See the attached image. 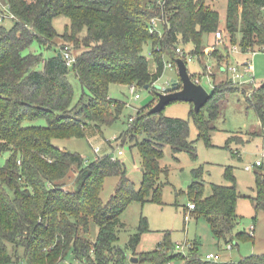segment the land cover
<instances>
[{"label":"trees","instance_id":"trees-1","mask_svg":"<svg viewBox=\"0 0 264 264\" xmlns=\"http://www.w3.org/2000/svg\"><path fill=\"white\" fill-rule=\"evenodd\" d=\"M3 6L13 25L9 29L0 26V159L7 155L0 164V264H124L127 253L155 264H172L176 259L186 260L185 264H217L197 258V242L188 257L180 252L167 256L176 248L168 232L157 245L159 254L136 253L142 234L148 232L144 217L124 249L116 245L125 228L120 217L130 204L162 203L160 177L168 175L167 167L160 165L163 146L169 145L174 153L186 151L196 159L186 120L166 117L163 111L149 114L154 100L128 118L127 130L119 138L139 154L138 187L127 179L120 159L97 156L86 165L81 155L58 148L53 140L83 138L88 123L99 132L100 126L112 125L125 104L109 97V86L152 89L163 74L164 58L172 64L180 89L178 46L199 63L207 52L202 49L203 36L217 31L224 46L229 43L241 53L263 48L264 0H227L224 18L209 0H5ZM59 16L69 20L60 35L61 45L55 43L59 35L52 26ZM152 19L158 20L153 33L149 31ZM33 42L45 49L59 48L46 60L40 54L23 55ZM148 43L154 58L153 72L143 56ZM70 44L83 50L68 67L58 54ZM216 54L218 63L225 62L227 72L229 55ZM182 60L187 66L185 58ZM200 67L204 75L206 66L200 63ZM70 72L82 88L76 104L72 102ZM210 77L215 76L211 73ZM245 89L226 79L213 86L199 112L191 108L198 136L207 145L209 123L217 119L220 104L231 93L241 91L264 124V84L255 88L251 97ZM38 120L45 124L34 125ZM202 174L201 168L192 170L186 195L194 209L187 208V212L203 218L212 235L226 244L234 238L248 239L245 231L232 234L240 195L231 171L224 173L231 185L212 184L208 196H204ZM110 177H116L117 184L103 202L100 192ZM71 181L75 189L66 190ZM256 188V197L250 198L254 220L259 212L264 213L262 173L256 174ZM238 264H264V254L250 255Z\"/></svg>","mask_w":264,"mask_h":264},{"label":"rangeland","instance_id":"rangeland-1","mask_svg":"<svg viewBox=\"0 0 264 264\" xmlns=\"http://www.w3.org/2000/svg\"><path fill=\"white\" fill-rule=\"evenodd\" d=\"M209 2L216 7L220 17L224 18L227 0H209ZM4 4L5 0H0V26L9 29L13 25V20L7 13L6 7L3 6ZM52 26L59 35L56 37L55 43L61 45L63 41L60 35L65 31V27L69 26V20L63 16L56 17ZM157 32L158 34L162 33L160 26L157 27ZM235 40L236 43H239L240 35H235ZM224 45L222 35L219 41L214 39L213 34L203 36L202 49L207 52H204V56L200 58V63L209 67L215 76L214 78L210 77L209 80L206 77H201L200 85L208 93H211L213 86L229 79L227 72H221L220 69L221 65L225 68V62L218 63L217 58L215 59L217 54L213 55L216 51L218 55L221 54L223 57L228 54V67L235 66L239 71H242L243 63L252 60L256 88L264 84V47H255L256 54L251 57L248 53L231 52L232 45L229 43ZM58 48L59 46L45 49L33 42L22 54H40L42 59L46 60L55 54ZM69 49L74 57L83 50L74 49L71 44ZM143 56L149 63L150 71L153 72L154 58L149 43L144 47ZM169 62L168 58H164V63ZM200 63L195 57L191 63L187 64L189 76H202ZM68 80L73 88L72 102L76 104L82 96V88L72 72L68 74ZM172 80H177L176 73L165 67L162 76L156 81L152 89L136 88L135 94L139 96L138 99H134L128 86L111 84L108 91L109 97L125 104L119 119L110 126H100V132L92 123H88L83 138L56 139L53 140V144L60 149L78 153L84 158L86 165L93 162L97 156L111 155L120 159L125 164L127 179L138 187L141 181L139 154L136 148L131 147L130 143L122 144L123 139L119 137L127 130L128 118L136 116L139 109L149 105L153 100L152 104L154 105L156 94L168 88ZM156 86L160 87V90L156 89ZM253 91L252 87L245 89V93H252ZM191 108L190 103L174 102L164 108L163 115L188 122V139L194 142L196 159L192 160L186 151L174 153L169 145L163 146L160 165L167 167L168 175L167 177H160L162 203L146 202L141 204L134 202L130 204L120 217L125 228L120 232L116 245L124 249L129 235L136 232L140 218L144 217L148 224V232L142 234L136 253L154 251L159 254L157 245L162 241L164 233L168 232L172 245L176 247L179 244L180 250L173 249L167 256L176 255L180 252L184 257H188V251L196 242L198 243L197 258L201 262H205L204 257L209 253L217 257V264H238L250 255L264 254V213L259 212L254 220L255 213L250 202V198L257 195L256 174H264V124L261 123L257 113L251 107L250 101L242 95L241 91L231 93L220 104V114L217 119L209 123L211 130L208 134L209 145H207L204 139L198 136L194 119L190 116ZM33 124L44 125L45 123L43 120H38ZM229 138L232 139V142L227 143ZM94 148L99 150L97 154L93 152ZM118 150L122 151V156L116 155ZM6 157V154L3 155L0 164L4 163ZM256 162H261L262 166L254 167ZM246 166H252V168L246 170ZM199 168L202 169L203 173L201 181L205 187L204 196L210 194L212 184L230 186L231 184L225 179L224 173L227 169L231 171L237 192L240 195L236 206V226L232 234L245 231L246 235L250 236L248 239L234 238L226 244L223 240H217L212 235L203 218L197 219L187 212V208H189L186 195L187 187L193 179L192 170ZM116 184V177L104 180L100 192V198L103 202H107L113 194ZM65 188L73 191L75 189L73 181L68 182ZM95 234L96 228L93 227L92 235ZM130 255L132 258L138 259L136 255L127 253L124 264H155L139 259L137 262H131ZM162 255L164 256L165 252ZM159 256L161 257V255ZM185 262L184 259H176L172 261V264H185Z\"/></svg>","mask_w":264,"mask_h":264},{"label":"built area","instance_id":"built-area-1","mask_svg":"<svg viewBox=\"0 0 264 264\" xmlns=\"http://www.w3.org/2000/svg\"><path fill=\"white\" fill-rule=\"evenodd\" d=\"M1 19H3V18L1 17ZM157 22H158L157 19H152L150 21V28H149L150 32L153 33V31L156 30ZM214 39L217 40V41L221 40V32L220 31H217L214 34ZM234 51H239L236 46H233L232 49H231V52H234ZM175 52L179 56L180 59L185 58L187 63H191L192 60L195 59L194 56H191L190 54H186L184 52V50L180 46L176 47ZM247 53L249 55H251V57H254V55L256 54L255 51H247ZM60 54H61V57L64 59V61L66 63V66L70 67L72 65V63L74 62V56L72 55L69 47L65 46L60 51ZM164 66L168 67L171 70H173V66H172V64L170 62L169 63H165ZM242 66H243L242 67V71H239L238 68L235 67V66L227 67V74L229 76V80L233 84H235L237 87H239V88H245L246 87L248 89V87H252L253 90H254L256 88V83H255V79H254V76H253L252 60L246 61L245 63L242 64ZM206 69H207V73L206 74H204L202 76H197L194 79H191L194 84L200 85L201 80H202L201 77H206L208 80L210 79L211 69L209 67H206ZM129 90H130L131 95H133L134 99H138L139 98V96L137 94H135L136 88H135L134 85L129 86ZM162 92H164V90ZM250 94L251 93H248L247 95L249 97H251ZM93 152L95 154H97L99 152V150L97 148H94ZM116 155L117 156H122L123 153H122V151L118 150ZM111 158L115 159L112 156H111ZM258 166H260V163L256 162L254 164V167H258ZM251 168H252V166H246L245 167L246 170H250ZM189 209L190 210L194 209V206L192 204H190L189 205ZM250 229H252V227H250ZM229 248H230V246H229ZM175 250H177V251L180 250L179 244L176 245ZM216 259H217V257L215 255L211 254V253L206 254L205 257H204V260L206 262H216ZM166 264H171V263H166Z\"/></svg>","mask_w":264,"mask_h":264},{"label":"water","instance_id":"water-1","mask_svg":"<svg viewBox=\"0 0 264 264\" xmlns=\"http://www.w3.org/2000/svg\"><path fill=\"white\" fill-rule=\"evenodd\" d=\"M60 57L61 55L58 54ZM176 68L178 78L181 83L180 89L178 88L177 80H172L168 88L164 92H158L156 94V103L148 111L149 114L159 113L164 110V108L174 102H187L193 107L195 113L199 112L200 109L206 104L210 95L201 86L196 85L192 82L190 76L188 75L186 64L182 59L176 60ZM156 89L160 90V87L156 86ZM144 89H149L145 86ZM129 258V256H127ZM131 262H137V258H129Z\"/></svg>","mask_w":264,"mask_h":264},{"label":"crops","instance_id":"crops-1","mask_svg":"<svg viewBox=\"0 0 264 264\" xmlns=\"http://www.w3.org/2000/svg\"><path fill=\"white\" fill-rule=\"evenodd\" d=\"M220 69H221V72H224V67L223 66ZM260 166H262V163L261 162H260ZM260 166H258V167H260ZM130 257H132V256L130 255Z\"/></svg>","mask_w":264,"mask_h":264}]
</instances>
